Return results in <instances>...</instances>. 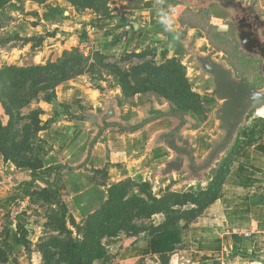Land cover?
Instances as JSON below:
<instances>
[{
	"label": "rangeland",
	"instance_id": "obj_1",
	"mask_svg": "<svg viewBox=\"0 0 264 264\" xmlns=\"http://www.w3.org/2000/svg\"><path fill=\"white\" fill-rule=\"evenodd\" d=\"M168 1L182 5L172 9L173 18L180 28L177 42L182 48V53L176 60L185 68L191 87L201 93L198 94L201 100L196 104L197 108L183 110L187 119L184 131L187 132H180L178 137L172 138V142L181 148L191 150L197 156L201 150L204 152L206 149L209 154L226 141L230 131L228 126L230 121L222 119L224 100L217 94L221 84L230 79L234 83H246L253 91L264 94V58L256 54L257 46H250L247 27L234 21L235 11L229 4L240 8L249 7L251 14L264 24V0H225L224 3L221 0ZM158 2L155 1L157 9L160 6ZM18 3L19 1L14 0L7 8L9 10L16 8ZM77 5L91 6L96 13L109 20L123 18L122 12L110 16L111 12H115V6L111 4L110 7H105L102 0H77ZM128 21L135 22L136 19ZM8 25L9 19L5 17L0 29V69L6 68L5 66L16 68L45 66L61 59L65 52L58 49L49 56L47 53L44 55L43 37L41 39L25 37L22 22L15 26V29L8 28ZM78 34L80 43L76 48L86 58L93 59L96 53H100L107 57L103 63L117 64L118 67L127 70L130 66L141 64L159 66L172 61L164 60L175 55L173 52L165 51L167 47L164 45L169 44L166 41L162 45H156L152 50L140 51L138 53L142 54L140 58L133 57L129 61H123L125 56L136 54L126 53L131 46L128 41L120 40L123 35L120 34L118 40L115 42L113 40L100 49L99 46L92 45L93 41L85 30L78 31ZM165 34L167 40L173 37V34L168 32ZM259 40L264 47V28L259 30ZM90 64L94 65V62L91 61ZM97 70L99 71L97 75L86 73L59 86L56 89L58 103L56 107L43 102H33L21 110L20 118H13L14 132L11 133L14 139L19 135L17 140L20 146L12 148L15 150L12 154L9 151V160L0 155V204L18 198L22 194V182L30 180L32 171L13 162L21 164L23 161H30L36 174L51 179L55 168L63 165L76 166L86 159L88 144L103 122L118 121L125 125H135L143 118L150 117L149 111L147 116L141 109L133 110L139 105L140 97L155 110L167 111L170 106L176 107L172 97L170 100L160 93L149 94L146 98L141 95H124L115 74L109 73V70H104L103 67ZM203 76L206 77L204 79L211 77L206 84H201ZM141 78L148 79L154 86L158 83L155 80L157 77L152 74H141ZM212 88L214 91H211ZM239 107L243 108V103ZM38 110L41 111L38 115L39 120L45 129L36 135L21 130L26 122L21 118ZM0 120L4 126L9 120L4 115L1 105ZM175 123L178 124V119H175ZM175 128L176 126L165 134ZM16 130H19L18 134ZM262 130L264 104L261 100H256L243 117L227 147L218 151L211 168L201 174V180L191 178L193 168L187 158L178 160L175 155L163 163L162 170L154 171L150 177L147 176L148 164L132 159L135 143L114 141L109 147L104 148L105 140H117L121 136L115 130L105 131L95 144H100L98 150L94 147L91 150V160L87 169L62 177L58 192L65 204V210L51 204L45 186L37 182L22 200H17L9 209L0 211V264H43L42 255L54 251V247L58 245L55 240L60 242L59 248H66L67 244L81 240L86 230V218L103 208L112 187H126L127 197L129 194L140 196L138 187L141 182H146L148 185L146 189L157 198L169 191L197 194L208 186L218 170L226 166L225 161L232 157L241 142L250 139L256 141ZM252 133L253 137L250 138ZM199 135L202 137L195 139ZM163 146L161 139L148 146L149 160H152L153 156L168 157V152L164 151ZM163 171L166 173L163 174ZM148 177L150 180H147ZM72 221L76 224L75 228L71 226ZM163 221L164 216L161 215L153 218L156 226ZM62 224L71 232V238L61 232ZM255 229L256 231L251 234L234 232L229 238L234 237L238 242H242L243 239L253 240L258 254L250 255L251 258L264 261V229L263 227ZM212 260L214 264H228L227 259ZM242 262L252 263L248 260Z\"/></svg>",
	"mask_w": 264,
	"mask_h": 264
},
{
	"label": "trees",
	"instance_id": "obj_2",
	"mask_svg": "<svg viewBox=\"0 0 264 264\" xmlns=\"http://www.w3.org/2000/svg\"><path fill=\"white\" fill-rule=\"evenodd\" d=\"M14 0H0V29L2 21L5 18L4 10ZM23 1V0H15ZM38 4H44L49 0H25ZM75 10L82 11L84 9L94 8L88 5H77V0H65ZM104 6L107 7L108 0H102ZM206 2L208 0H199ZM225 1V0H221ZM229 6L235 8L234 21L244 24L250 35V40L255 44H259L258 30L264 28L256 17H254L250 8L241 9L235 5ZM96 12V11H95ZM142 54L127 55L122 60L129 61L131 58H140ZM107 57L103 54L96 53L93 59L86 58L77 48L70 51H65L58 61L48 63L45 66L31 67H9L0 69V105L4 115L9 119L6 126L0 120V155L9 160V151L11 154L15 151L12 148L20 146L17 137L13 136V118H20L21 110L28 107L33 102H43L53 107L58 105L56 99V89L69 81L89 73L97 75L100 67L104 70H109V73L115 74L117 83L121 87L124 95H141L144 98L149 97V94H161L167 99H172L176 107H169L167 112L150 111V117L144 118L140 123L135 125H125L119 122H103L102 126L98 127V132L93 140L88 144L86 159L77 166L63 165L55 168L52 171L51 179L42 178L39 174L33 171V166L30 161L22 162L21 164L13 162L19 167L29 168L32 173L30 180L22 182V194L18 198H12L6 204H0V211L11 207L17 200H22L35 183L39 182L45 186V192L49 195L51 204L62 207L65 210V204L58 192V187L62 177L65 174L74 173L76 171H85L90 159L91 150L98 142L99 138L105 131L115 130L121 134H133L144 129L149 123L163 118H178L179 125L174 131L177 133L184 129L187 125V120L183 113L184 109L191 110V107H196L201 100V97L192 91L188 84L183 67L175 60L167 61L159 66L148 64L130 66L129 69L118 67L117 64L103 63ZM93 61L94 65L90 64ZM152 74L157 78L158 83H150L148 79L141 78V74ZM157 88H159L157 90ZM170 99V100H171ZM198 107V105H197ZM196 107V108H197ZM38 110L36 113L29 114L24 119L26 122L22 125L21 130L36 135L44 130L39 120ZM20 122V121H19ZM12 132V133H11ZM19 130H16L18 134ZM256 141L249 140L241 142L237 150L229 160L225 161V165L216 172L208 186L199 191L197 194H184L167 192L162 197L157 198L152 192L147 190L146 182L139 183V195L133 196L129 194L127 197L126 187H112L108 201L105 202L103 208L86 218V230L81 240L67 244V247L59 248L60 242L54 247L52 253H44L43 264H92L94 260L102 259L105 255V250L102 245V240L105 238H115L120 235L137 238L139 235L146 234L153 236L163 230L175 221H184L186 224L192 223L200 216L205 209L214 203L221 192L222 185L230 168L241 153V151L264 137V130ZM253 133L251 134L252 138ZM175 134H168L163 137L165 145L175 153L179 159L187 158L193 168V180H201V174L211 168L215 158L211 160V154L204 163H199L198 160L187 150L181 149L171 142ZM239 141V140H238ZM129 181V180H128ZM131 181V180H130ZM133 182V181H131ZM164 216V221L158 226L154 225L153 218L155 216ZM62 224L61 232L65 236H70L68 231ZM71 226L76 227L72 221ZM81 241V242H80ZM163 261V257L161 258Z\"/></svg>",
	"mask_w": 264,
	"mask_h": 264
},
{
	"label": "crops",
	"instance_id": "obj_3",
	"mask_svg": "<svg viewBox=\"0 0 264 264\" xmlns=\"http://www.w3.org/2000/svg\"><path fill=\"white\" fill-rule=\"evenodd\" d=\"M155 1H159V7L166 9L182 7L181 4L175 5L168 0H108L107 7L111 4L115 6V12H111L110 16L119 12L123 15L119 20H109L91 9L77 12L65 0H49L44 4L23 0L19 1L16 8H6L3 15L9 19L8 28L12 29L22 22L25 37H43L44 55L47 53L49 56L58 49L66 51L76 48L80 43L78 31L85 30L93 41L92 45L99 46L100 49L107 43L118 40L120 34L123 35L120 40L128 41L131 46L126 53L138 54L168 41L169 44L164 45L167 47L165 51L175 55L165 58L164 61L179 59L182 48L173 37L167 40L168 37L158 22ZM128 19L136 21L129 22ZM176 27L180 29L177 24ZM183 69L186 72L184 67ZM202 78L201 84H206L211 77ZM187 81L191 87L188 78ZM191 89L201 95L194 88ZM211 91H214L213 88ZM138 104L133 110L141 109L148 116V103L140 97ZM174 126H177L175 119H160L137 133L120 134L117 140H105L103 147H109L114 141L135 143L132 159L146 162V174L150 177L154 171L162 170L163 163L174 156L164 145L168 157L153 156L149 160L148 146ZM199 137L202 136L195 139ZM99 145H95L94 149L98 150ZM194 155L202 161L208 156V151L201 150L198 156ZM149 177L147 180H150ZM259 227L264 229V137L241 151L224 180L218 199L192 223L187 225L182 220L175 221L153 236L142 234L137 238L124 235L105 238L102 243L105 255L102 259L94 260L92 264H214L211 259H227L228 264H244V260L252 262L251 264H264V261L252 259L250 256L258 254L253 240L243 239L238 242L234 237L229 238L234 232L251 234ZM162 257L165 263H162Z\"/></svg>",
	"mask_w": 264,
	"mask_h": 264
},
{
	"label": "water",
	"instance_id": "obj_4",
	"mask_svg": "<svg viewBox=\"0 0 264 264\" xmlns=\"http://www.w3.org/2000/svg\"><path fill=\"white\" fill-rule=\"evenodd\" d=\"M197 1L198 2H201L199 0H197ZM232 5H234V4H232ZM235 6H237V5H235ZM237 7H239V6H237ZM232 8L235 11V8L234 7H232ZM241 9H244V8H241ZM234 17H235V15H234ZM259 30H258V36H259ZM249 41H250V46L251 47H256V46L258 47V51H256V54H258L259 56H261V57L264 58V47L261 46L260 40H259V44H255L253 41L250 40V35H249ZM213 93H216V92H213ZM217 94H220L221 99L224 100V116H222V119L223 120L230 121L228 123V126L230 128V131H229V134H228V137H227L226 141L223 144H220L215 150H213L212 152H210L208 154V156L206 157V159H204L202 161H199L195 157V155L193 154V152L191 150H189L187 148H181L179 145H176L177 147H179L181 149H187L198 160V162L201 163V164L204 163L207 160V158L210 156V154H211V160H212L213 158H216V155H217V153H218V151L220 149L227 147L229 141L233 137L234 132L236 131V129L239 126V124L241 123L243 117L247 114L249 108L253 105L254 101L261 100L262 103L264 104V94H262L260 92L253 91L246 83H242V82L234 83V81H232L230 79H226L221 84V86L218 88ZM241 103H243V108H240L239 107V105H241ZM151 110H154V111H162V110H155L154 108H150V111ZM150 111H149V114H150ZM167 111H162V112H167ZM145 118H148V117H145ZM163 119H167V118H163ZM170 119H178V118H170ZM185 119H186V117H185ZM158 120H160V119H158ZM116 122H118V121H116ZM140 122H138V123H140ZM153 122H151V123H153ZM119 123H121V122H119ZM178 125H179V119H178V124H177L176 128L178 127ZM176 128L173 131H171L170 133H168V134H175V136L173 137V139L176 136L178 137V135L180 134V132H183L185 130V128H184V129H181L180 131H178L177 133H174V131L176 130ZM168 134L162 135L159 138V139L162 140V142H163L164 145H165V143H164L163 137L166 136V135H168ZM173 139H171V142H172ZM165 147L167 149H169L166 145H165ZM172 154L175 155L178 160H180L175 153L172 152ZM181 159H183V158H181ZM162 173L165 174L166 171H163Z\"/></svg>",
	"mask_w": 264,
	"mask_h": 264
},
{
	"label": "clouds",
	"instance_id": "obj_5",
	"mask_svg": "<svg viewBox=\"0 0 264 264\" xmlns=\"http://www.w3.org/2000/svg\"><path fill=\"white\" fill-rule=\"evenodd\" d=\"M172 12V9H166L163 6L159 7L157 9L158 22L161 24L165 32L173 34V40H178V29Z\"/></svg>",
	"mask_w": 264,
	"mask_h": 264
},
{
	"label": "flooded vegetation",
	"instance_id": "obj_6",
	"mask_svg": "<svg viewBox=\"0 0 264 264\" xmlns=\"http://www.w3.org/2000/svg\"><path fill=\"white\" fill-rule=\"evenodd\" d=\"M90 157H91V155H90ZM89 161H90V159H89ZM89 161H88V162H89ZM87 165H88V164H87ZM9 208H10V207H9ZM9 208H8V209H9ZM6 210H7V209H6ZM3 211H4V210H3Z\"/></svg>",
	"mask_w": 264,
	"mask_h": 264
}]
</instances>
